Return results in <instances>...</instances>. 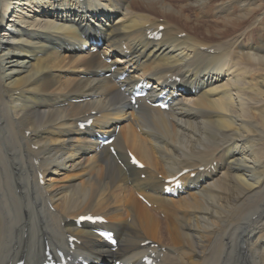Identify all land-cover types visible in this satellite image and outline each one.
Segmentation results:
<instances>
[{
    "label": "bare ground",
    "instance_id": "1",
    "mask_svg": "<svg viewBox=\"0 0 264 264\" xmlns=\"http://www.w3.org/2000/svg\"><path fill=\"white\" fill-rule=\"evenodd\" d=\"M141 80L180 97L134 110ZM117 128L116 157L96 151L90 137ZM87 213L114 252L74 226ZM68 235L91 263L264 264V0H0V264Z\"/></svg>",
    "mask_w": 264,
    "mask_h": 264
},
{
    "label": "rangeland",
    "instance_id": "2",
    "mask_svg": "<svg viewBox=\"0 0 264 264\" xmlns=\"http://www.w3.org/2000/svg\"><path fill=\"white\" fill-rule=\"evenodd\" d=\"M161 218H163V216L161 215Z\"/></svg>",
    "mask_w": 264,
    "mask_h": 264
}]
</instances>
